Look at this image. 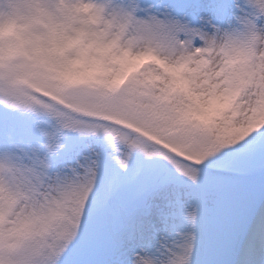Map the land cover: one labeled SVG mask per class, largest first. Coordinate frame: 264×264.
Segmentation results:
<instances>
[{
  "label": "snow or ice",
  "instance_id": "1",
  "mask_svg": "<svg viewBox=\"0 0 264 264\" xmlns=\"http://www.w3.org/2000/svg\"><path fill=\"white\" fill-rule=\"evenodd\" d=\"M0 264H264V0L0 3Z\"/></svg>",
  "mask_w": 264,
  "mask_h": 264
},
{
  "label": "clouds",
  "instance_id": "2",
  "mask_svg": "<svg viewBox=\"0 0 264 264\" xmlns=\"http://www.w3.org/2000/svg\"><path fill=\"white\" fill-rule=\"evenodd\" d=\"M0 3H3L5 11H7V0H0ZM11 31V29L5 30L6 33ZM73 50L77 51L76 58L53 65L56 73L61 78H86L105 71L103 57L108 54L110 49L96 44L95 41L87 43L82 35L75 39L54 40L46 52L48 55L62 59L66 53ZM93 50L96 55H92Z\"/></svg>",
  "mask_w": 264,
  "mask_h": 264
}]
</instances>
